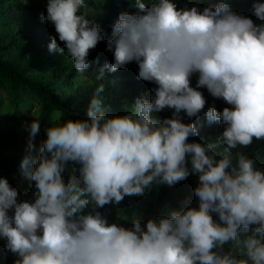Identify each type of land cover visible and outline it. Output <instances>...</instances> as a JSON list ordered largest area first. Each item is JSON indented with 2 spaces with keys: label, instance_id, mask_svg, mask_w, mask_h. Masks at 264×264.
Returning a JSON list of instances; mask_svg holds the SVG:
<instances>
[{
  "label": "clouds",
  "instance_id": "1",
  "mask_svg": "<svg viewBox=\"0 0 264 264\" xmlns=\"http://www.w3.org/2000/svg\"><path fill=\"white\" fill-rule=\"evenodd\" d=\"M132 6L135 14L121 12L112 25L107 50L114 62L96 80L135 62L137 78L154 87L125 114L110 115L100 83L86 119L56 114L38 155L40 120L33 117L19 166L34 182L33 200L20 201L18 189L0 177L5 249L17 257L14 264H264V169L237 150L264 141V3L253 4L259 24L223 0L202 9L178 0ZM86 7L85 0H47L40 17L58 35L50 37L49 53L66 54L81 74L105 39ZM202 88L230 107L205 111ZM165 109L171 117L153 115ZM201 112L223 130L189 142L197 126L181 113L199 118ZM69 164L76 167L65 180ZM190 174L198 177V207L185 201L189 206L144 226L134 217L131 227L109 223L98 210L142 197L153 183L173 187Z\"/></svg>",
  "mask_w": 264,
  "mask_h": 264
},
{
  "label": "trees",
  "instance_id": "2",
  "mask_svg": "<svg viewBox=\"0 0 264 264\" xmlns=\"http://www.w3.org/2000/svg\"><path fill=\"white\" fill-rule=\"evenodd\" d=\"M218 2L221 0H211L213 4ZM223 2L257 24L261 23L255 16L253 4L264 3V0ZM85 3L88 15L93 10L97 11L89 17L100 25L105 39L90 51V67L81 74L75 70L66 54H50L48 51L50 37L57 34L53 25L40 19L41 14H47V0H0V177L7 178L18 189L20 201L33 200L35 191L34 182L24 179L19 167L26 154L28 126L33 117L40 120L33 152V155H38L42 141L46 139L45 127L50 126V121L54 122L56 114L63 113L62 120L86 119L87 108L100 83L105 84L101 98L110 115L125 114L126 107L132 106L138 96L148 94L154 87L137 78L138 65L135 62L114 73L106 70L104 80H96L99 69L106 63L114 62L112 52L107 50L112 25L121 12L135 14L137 9L132 6L134 0H85ZM195 3H199L201 9L209 6V0H178V6L187 4L191 7ZM197 78L194 74L192 87L196 86ZM198 90L206 98L205 111L213 104L217 111L230 107L222 99L213 98L206 88ZM22 105L26 107L22 108ZM34 110L35 113H32ZM153 115L158 119L171 117L172 110L165 109ZM181 115L183 122H192L197 126L198 135L190 137L189 142L215 139L223 130L218 124L209 125L204 112L199 118H189L184 113ZM237 150L256 159L257 166L264 169V141L254 139L248 148ZM74 167L72 164L67 166L65 180L73 174ZM197 185L198 177L194 174L173 187L153 183L142 197H125L119 205H106L98 210L107 216L109 223L131 227L134 217H142L144 226L150 217L167 216L171 210L189 206L185 201H189L190 206L198 207V199L194 195ZM5 244L6 241L0 239V246L5 247ZM16 258L13 255L10 264H14ZM6 261L2 264H6Z\"/></svg>",
  "mask_w": 264,
  "mask_h": 264
},
{
  "label": "rangeland",
  "instance_id": "3",
  "mask_svg": "<svg viewBox=\"0 0 264 264\" xmlns=\"http://www.w3.org/2000/svg\"><path fill=\"white\" fill-rule=\"evenodd\" d=\"M93 13L95 14V13H97V11L93 10V11H91V12L89 13V15H92ZM21 107H22V108H25L26 106H25V105H22ZM32 113H35V111L32 112ZM45 128H47V127H45ZM45 134H46V132H45ZM6 259H7L6 264H10V262H11L12 259H13V254L10 253V252H8V251L5 249L4 246H0V264H2Z\"/></svg>",
  "mask_w": 264,
  "mask_h": 264
}]
</instances>
